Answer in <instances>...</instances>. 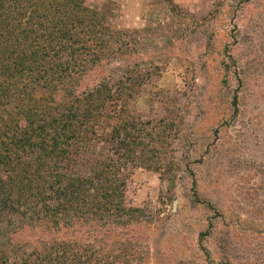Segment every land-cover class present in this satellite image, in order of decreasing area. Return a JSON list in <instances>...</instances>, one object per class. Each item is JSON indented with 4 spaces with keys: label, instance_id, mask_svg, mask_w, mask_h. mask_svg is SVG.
I'll list each match as a JSON object with an SVG mask.
<instances>
[{
    "label": "rangeland",
    "instance_id": "obj_1",
    "mask_svg": "<svg viewBox=\"0 0 264 264\" xmlns=\"http://www.w3.org/2000/svg\"><path fill=\"white\" fill-rule=\"evenodd\" d=\"M84 5L118 32L103 72L134 76L121 92L138 140L113 141L99 123L60 165L81 178L118 168L121 206L143 222L135 252L104 263L264 264V0ZM29 225L0 209V249L20 254Z\"/></svg>",
    "mask_w": 264,
    "mask_h": 264
},
{
    "label": "trees",
    "instance_id": "obj_2",
    "mask_svg": "<svg viewBox=\"0 0 264 264\" xmlns=\"http://www.w3.org/2000/svg\"><path fill=\"white\" fill-rule=\"evenodd\" d=\"M84 1L0 0V209L26 217L32 233L20 235V254L0 249V264H105L143 238L136 210L121 206L118 168L92 178L60 168L70 143L99 123L113 141L138 140L121 92L133 73L103 72L118 32ZM82 76L97 81L84 86Z\"/></svg>",
    "mask_w": 264,
    "mask_h": 264
}]
</instances>
